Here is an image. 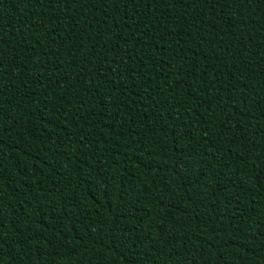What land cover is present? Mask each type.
Listing matches in <instances>:
<instances>
[{
    "label": "trees",
    "instance_id": "1",
    "mask_svg": "<svg viewBox=\"0 0 264 264\" xmlns=\"http://www.w3.org/2000/svg\"><path fill=\"white\" fill-rule=\"evenodd\" d=\"M0 264H264V0H0Z\"/></svg>",
    "mask_w": 264,
    "mask_h": 264
}]
</instances>
